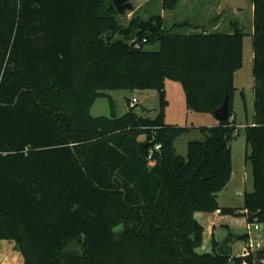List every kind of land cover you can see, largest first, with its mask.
Segmentation results:
<instances>
[{"label":"trees","instance_id":"1","mask_svg":"<svg viewBox=\"0 0 264 264\" xmlns=\"http://www.w3.org/2000/svg\"><path fill=\"white\" fill-rule=\"evenodd\" d=\"M162 2L173 10L179 0ZM252 8L253 116L244 135L253 190L237 208L217 201L239 133L232 110L242 62L237 22L229 32L175 33L189 23L166 28L161 15L134 12L127 31L159 48L131 51L122 39L102 37L121 29L112 0H0V239L14 241L23 264L264 258V248L254 257L221 256L213 238L211 252H197L203 226L194 217L218 211L264 228V0H252ZM164 79L182 85L195 112L212 114L228 99L227 119L198 127L205 140L189 141L186 157L174 141L189 128L163 119ZM119 89L156 90L160 111L154 118L129 107L121 116L91 115L98 97Z\"/></svg>","mask_w":264,"mask_h":264},{"label":"rangeland","instance_id":"2","mask_svg":"<svg viewBox=\"0 0 264 264\" xmlns=\"http://www.w3.org/2000/svg\"><path fill=\"white\" fill-rule=\"evenodd\" d=\"M132 10H127L116 18L120 30L115 33H104L102 37L106 43L115 39H122L128 43L134 41L136 36L128 32L129 21L133 13H139L148 18L150 14L156 15L163 11L165 18L164 26L170 28L175 22H189L197 12L204 14V21L214 25V32H229L230 22H237L242 30V62L241 66L233 74V85L235 90L232 96V110L234 113L235 125L238 129L236 135L230 142L231 174L227 184L217 193V201L220 206L237 207L243 206V193L253 190L251 165L245 159L249 147L245 141L244 129L252 122L253 110V77H252V0H179L175 11L163 9L162 0H130ZM204 11V12H203ZM195 18H198L195 16ZM188 27L174 28L175 33H184ZM159 45H144L145 50H158ZM164 94L167 105L163 108L164 122L178 126H187L188 131L182 133L174 141V147L178 154L186 157L187 143L189 141H204L205 135L199 131L200 126H212L217 120L211 113L195 112L186 108L185 94L182 85L173 80L164 79ZM108 97H98L91 105L93 114L109 115L111 110L116 116H121L127 109L125 97L135 96L138 103L133 112L154 118L160 111L159 95L154 89L137 90H111ZM112 104V105H111ZM195 219L203 226V233L200 244L196 251L211 252L212 238L220 242L225 237L241 236L248 234L249 240L255 243L258 230L262 227L258 223L248 224L244 216H230L211 214L204 211L195 212ZM117 227V224H113ZM261 247L264 248V236L261 239ZM242 239L230 244V255H241ZM0 264H23L22 257L15 248L12 239H0Z\"/></svg>","mask_w":264,"mask_h":264},{"label":"water","instance_id":"3","mask_svg":"<svg viewBox=\"0 0 264 264\" xmlns=\"http://www.w3.org/2000/svg\"><path fill=\"white\" fill-rule=\"evenodd\" d=\"M112 4L115 8V11L118 15L123 14L127 10H132L133 6L130 0H112ZM144 42L140 41L139 39H135L134 41L129 43V49L131 51H140L144 47ZM228 109L229 103L227 97H225L223 103L219 108L212 112L214 118L219 121H224L228 117ZM144 147H149L151 143L143 144ZM239 237L229 235L222 239L218 246L216 247L215 251L221 256H227L229 254V247L230 244L237 241Z\"/></svg>","mask_w":264,"mask_h":264},{"label":"built area","instance_id":"4","mask_svg":"<svg viewBox=\"0 0 264 264\" xmlns=\"http://www.w3.org/2000/svg\"><path fill=\"white\" fill-rule=\"evenodd\" d=\"M138 103V100L135 96H132L129 98V101L127 103V106L129 108H134L135 105ZM160 145L155 144L154 149H159ZM150 154V153H149ZM249 224V223H248ZM262 230H258V233L255 237V243L253 241L249 240L248 234H246V237L242 239V246H241V255L240 256H247L252 255L253 257L256 255V253L262 249L261 247V239L264 236V228L261 225ZM241 264H248L246 260H243ZM254 264H264V258H260L258 261L254 259Z\"/></svg>","mask_w":264,"mask_h":264},{"label":"crops","instance_id":"5","mask_svg":"<svg viewBox=\"0 0 264 264\" xmlns=\"http://www.w3.org/2000/svg\"><path fill=\"white\" fill-rule=\"evenodd\" d=\"M162 10H164V9H162ZM167 11H175V9H173V10H167ZM160 15L163 18V21L165 22V18H164V15H163V11L160 12ZM195 16L198 17V18H195ZM204 19H206L205 16H204V14H202V17H201V14H199L197 12V14H195L194 16H192L191 20L188 22L189 24L186 26V27H188V29H186L187 31L184 32V33H190V32H194V31H197V32L198 31H208V32H212L210 29H216V26H217L216 23L214 25L212 24V26L210 24V28H207V27H209V25H208L209 22L208 21H204ZM175 23H178V22H175ZM173 24H171V26ZM108 95H109L108 94V91H106L105 94L103 96H101V97H108ZM126 98L128 99L129 97H125V99ZM93 104H94V102H93ZM91 108H92V106L90 107V113H91L92 116H109L110 115V114L109 115L93 114L91 112ZM165 123H167V122H165ZM217 213H218V211H215V212H213L211 214H213V215L215 214L216 215ZM194 216H195V213H194ZM231 235L233 236V234H231ZM230 250H231V248L229 247V252H230Z\"/></svg>","mask_w":264,"mask_h":264}]
</instances>
